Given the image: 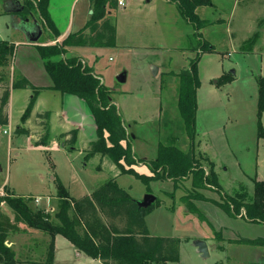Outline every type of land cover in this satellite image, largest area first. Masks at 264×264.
<instances>
[{
  "label": "rangeland",
  "instance_id": "374dc122",
  "mask_svg": "<svg viewBox=\"0 0 264 264\" xmlns=\"http://www.w3.org/2000/svg\"><path fill=\"white\" fill-rule=\"evenodd\" d=\"M19 1L23 5L25 0ZM32 1L34 4L37 2ZM122 1L124 5L111 9L109 15L117 29L115 46L87 48L84 52L89 64L102 75L105 85L115 89L113 94L121 116L126 124L132 125V134L135 132L138 135L136 145L145 146L148 153L153 148L151 144L158 139L159 143L174 142L184 152L189 151L191 140L177 107L178 77L174 78L169 71L187 68L191 58L200 53L194 139L195 155L199 157L196 166L207 172L209 165L205 155L211 159L220 188L208 183L199 191L221 201L224 194L234 193L239 185H245L251 194L255 175L264 179V138L258 136L259 122L264 128V109L259 116L257 85V78L264 77V0H212L211 5L196 9L200 18L205 20L200 29H195V25L182 16L177 6L180 0ZM17 8L13 0H0V33L3 39H22L23 35L15 31L16 24H13L16 19L23 21L22 18L18 13L12 12L10 16L5 13ZM30 14L43 25L38 12L32 9ZM45 35L39 41L45 40ZM199 41L210 44L213 49L203 52V48L197 47ZM20 52L16 55L17 59L22 57ZM14 59L15 56L9 66L0 67V72L7 75L9 82L16 71ZM153 66L165 67L162 77L157 75L159 70L154 73ZM123 72L126 80L120 82L117 76ZM226 74H232L233 78L219 82ZM2 80L0 78L1 93L9 85L7 80ZM56 93L57 90L43 89L40 109L45 105L50 109L56 108L57 104L59 106L54 96ZM24 95L21 89L13 91L8 110L9 125L0 126V197L7 192L31 196L33 200L29 203L33 208H47L53 214L57 209L59 182L70 196L77 198L112 178L119 168L112 162H105L98 169L99 160L96 157L85 158V153L79 148L84 139L90 137L84 130L81 135L85 137L79 138L75 149H61L58 133L62 126L55 122V116L46 143L49 152L36 149L34 139H40L44 131L37 126L35 117L20 121L27 106L24 105ZM24 123H28L33 131L29 142L25 135L15 132V128ZM142 137L143 141H140ZM145 162L144 159H137L131 167L138 172L136 168ZM151 181L146 183L132 173L120 174L116 178L118 185L132 198L142 199L150 192L159 199V205H155L145 218L151 234H176L180 237L181 253L175 264H210L211 258H196L191 251L194 237L201 231H207L206 224L197 215L187 218L184 211L171 212L165 206L174 208L182 194L189 192L191 177L179 180L166 177ZM36 195H40V199ZM6 210L10 211L9 217L14 220L15 212L6 202L1 203L0 223L7 226L8 216L3 213ZM9 223L12 222L9 220ZM240 230L247 232L245 228ZM16 237L19 240L15 246L18 247L19 258L39 259V251L27 254L24 249L19 250V246L27 247L28 243L38 245L40 236L10 235L12 240ZM5 244L10 246L8 238ZM54 244L56 264H87L88 255L77 258L71 250V242L66 238L57 236ZM245 254H250L249 250ZM215 261L213 264L219 263Z\"/></svg>",
  "mask_w": 264,
  "mask_h": 264
},
{
  "label": "trees",
  "instance_id": "16d2710c",
  "mask_svg": "<svg viewBox=\"0 0 264 264\" xmlns=\"http://www.w3.org/2000/svg\"><path fill=\"white\" fill-rule=\"evenodd\" d=\"M49 0H25L18 15L29 18L31 10H35L42 18L44 28L57 35L54 23L48 11ZM92 13L86 26L75 33H70L60 45L59 43L37 45V49L44 59V65L52 78V88L61 93H70L86 101L96 124V138L89 143L85 154L88 159L96 153L107 156L120 170V173H132L149 183L151 180L173 178L179 180L191 177L189 192L181 197L188 209L196 213L200 220L205 216L195 206L193 200H208L199 191L213 183L220 188L216 167L211 159L205 155L209 165L207 172L197 167L198 160L194 151L196 135L197 89L200 79L197 63L200 53L191 58L188 67L180 70L178 77L177 107L183 119L185 131L191 140L190 149L184 152L174 142L169 144L160 142L157 156L147 161L152 175L136 172L131 165L137 158L132 150L130 137L117 106L112 102L113 90L102 83L99 75L92 68L83 66L76 57L54 60L53 57L65 53V46H115L116 29L107 16L108 11L117 7L118 0H91ZM212 0H180L177 6L182 16L194 24L195 29L205 25V20L196 12L197 7L211 5ZM85 30H88L86 33ZM44 42V41H39ZM197 47L204 51L212 50L208 43L198 42ZM196 49L195 47H193ZM15 45L8 40L0 39V67L9 66L14 58ZM1 80H7L3 72ZM232 74L222 76L221 81H230ZM2 80V81H3ZM9 82V79L7 80ZM258 85V113L264 109V77L257 78ZM29 87L32 96L23 111L20 121L25 122L31 115L33 106L41 87L34 86L25 76L15 71L9 85L4 88L0 96V126L8 124L6 105L10 90ZM43 118L41 125L43 135L36 142L45 144L50 132V111L46 110L37 115ZM17 134H26L28 130L18 125ZM75 129L62 133L59 138L63 142L73 145L76 141ZM258 136L264 138V128L259 122ZM200 155V154H199ZM198 155V156H199ZM56 197L57 209L53 214L44 208H33L29 203L31 196H22L7 192L0 197V203L6 202L15 212V221L22 222L30 228L40 230L49 235L46 262L50 263L54 257V238L57 234L69 240L76 249L91 258H97L104 264H166L179 260V245L181 239L174 236L152 235L145 220L148 212L160 201L147 207L138 204L137 199L121 188L115 178H110L96 187L90 195L74 198L69 195L65 186L59 182ZM231 216H241L248 221L264 223V180L253 179L251 194L245 185H239L232 194H224L222 201L213 200ZM16 227V226H15ZM9 229L0 223V264H16L14 250L5 244ZM217 234V232L215 233ZM239 242L252 245L264 244V237L254 239L240 238ZM222 264V263H216Z\"/></svg>",
  "mask_w": 264,
  "mask_h": 264
},
{
  "label": "crops",
  "instance_id": "0c3cea01",
  "mask_svg": "<svg viewBox=\"0 0 264 264\" xmlns=\"http://www.w3.org/2000/svg\"><path fill=\"white\" fill-rule=\"evenodd\" d=\"M146 2L150 0H145ZM123 2V1H122ZM168 2V1H167ZM21 4V3H20ZM22 5V4H21ZM120 4H117V6ZM124 5V2H123ZM122 6V5H121ZM19 7V5H18ZM22 10V9H21ZM92 10V4L91 0H49L48 2V11L50 14V17L54 23L55 29L57 31V35H54L51 30L46 28H43V25L41 21L35 20L32 18V15L30 14V17L28 19H25L23 22L25 23L24 27H21V21L17 20L15 21L16 24L14 26L15 31L18 30L19 33H21L22 39L20 40H12L8 39L10 42H13L15 44V52H14V68L16 72L22 74L25 76L34 86L41 87L39 90L38 96L36 98L35 104L33 106L32 112L30 117H35L37 121V126L39 128H42L41 119L37 116L39 113H42L46 110L50 111V117H49V126L50 129L52 128L53 121H54V116H55V122L58 125L62 126V130L59 131L58 137L62 133L69 132L73 129L77 131L76 133V141L73 145H68L63 142L64 139H68L70 137V134H67L66 137L63 139H58V145L60 146L61 149L64 150H73L76 148V143L79 141L80 137H85L82 134V130L88 132V137L89 139H84L82 142L81 148H79L82 152L86 154L87 150L89 149V143L93 141L96 138V124L94 121V117L92 115V112L86 103V101L76 95L70 94V93H61L57 91L56 95V101L59 103V106L57 104L56 108L50 109V108H42L40 109V102L42 100V90L43 89H50L54 90L52 88L53 81L49 73L47 72L45 65H44V59H42L38 49L37 45H47V44H53V43H60L63 41L70 33H75L80 30H82L85 26L87 21L90 18ZM17 13V11L11 10H6L5 13L9 14L10 16L13 13ZM31 13V12H30ZM111 14V10L108 11V17ZM110 18V17H109ZM111 21V20H110ZM113 24V22L111 21ZM114 25V24H113ZM115 26V25H114ZM116 29V27H115ZM23 30L27 31L25 33ZM40 31L39 38L36 41H31L28 36L34 37L37 35V33ZM87 33L88 30H85ZM45 35V40L44 42H39V39L42 35ZM0 39H3L0 33ZM7 40V39H4ZM116 41H117V29H116ZM98 46H88V45H69L65 47V53H62L60 55H57L53 57L54 60L57 59H65L68 57H77L78 60H80L83 64V66H88L92 68L93 72L97 75H99L102 79V83H104L102 75L96 71L94 66H91L88 62L87 54L84 52V50H87V48H94ZM21 50V52H20ZM20 52V55L22 56L21 59H17L16 55L17 53ZM13 64V61H12ZM154 67V66H153ZM156 67V66H155ZM157 70H159V73L157 75H163L166 70L165 67L158 68L156 67ZM184 69V68H182ZM179 71H169L170 74L173 75V77H177V73ZM168 73V72H167ZM40 79V80H39ZM126 80V79H125ZM41 81V82H40ZM105 84V83H104ZM23 90L24 96H25V104L27 105L29 102V97L30 93L32 92L31 88L26 87V88H19ZM15 89L10 90V96L8 103L6 105V112L8 114V122H9V106L12 103V98H13V91ZM114 92V88L112 89ZM59 94V95H58ZM1 96V92H0ZM114 94L112 93V102L117 106V109L120 113L119 106L117 99L115 100ZM121 114V113H120ZM160 116V115H159ZM158 116V117H159ZM29 117V118H30ZM157 117V118H158ZM28 118V119H29ZM123 119V117H122ZM123 122L127 128V131L131 135V146L132 150L134 152V155L137 159H144L146 160L145 164H143L141 167H137L136 170L139 173H151L150 169L147 166V161L156 158L157 156V150H158V143L159 140L156 139L151 145L153 148L147 153L146 147H141L142 145H136L135 141H137L138 135L134 132L132 134L131 129V124H126L125 120L123 119ZM134 121L133 123H135ZM29 123V122H28ZM28 123H24L23 126L25 129L28 130V133L26 134H17V135H25L27 137L28 142L31 141V138L33 137V131L30 130V127L28 126ZM137 123V122H136ZM21 124V123H20ZM9 125V123L7 124ZM43 132V131H42ZM16 134V133H15ZM15 135V136H17ZM39 138H35L34 141L37 142ZM140 141H143V137L139 138ZM47 143V142H46ZM45 144H38L35 143L33 146L36 149H40L42 151H47L48 150V145ZM138 148L142 150H138ZM196 149V148H195ZM149 150V149H148ZM139 152V153H138ZM92 157H96L99 161L97 163V168H101L102 165L105 162H112L107 156H101V154L96 153L87 160L91 159ZM113 163V162H112ZM114 164V163H113ZM120 170L116 171L115 175L112 176V178H117L119 176ZM256 179L258 180H264L262 179L259 175H255ZM154 182V181H151ZM99 185V184H98ZM98 187V186H97ZM159 189V188H157ZM163 189V188H161ZM93 191V190H92ZM86 192L83 195H80L79 197H82L84 195H90L91 192ZM201 193L206 197L208 200H197L194 199L193 202L195 206L200 210V212L205 216V220H200L202 223L206 224V229L207 231H201V234H198L194 237L191 246L193 249H191L192 252L196 255V258H200L203 260H206L205 258H211L212 262L210 264H213L215 262H220L222 264H264V244L260 245H252V244H247L244 242H239L238 239L240 238H249V239H254L257 237H264V223L262 222H253V221H248L245 218L241 216H231L229 215L226 211H224L219 205H217L213 200L216 201H221L217 200L216 198L209 196L208 194H205L201 191ZM185 195V193L182 194V196ZM40 199V195H36ZM181 196V197H182ZM77 197V198H79ZM57 198V197H56ZM76 198V197H75ZM4 203V202H1ZM0 203V205H1ZM164 203V202H163ZM162 203V204H163ZM165 204V203H164ZM171 212L179 210V211H184L187 215V218H190L191 215L196 216V213H192L188 211L185 203L180 200V202L176 205L174 204V208L168 207L169 205H165ZM172 206V204H171ZM177 206V208H175ZM11 208V207H9ZM47 209V208H46ZM53 209V207H52ZM54 210V209H53ZM6 216H8V220L6 221L7 223V228L9 229L7 238H8V244H10V247L14 250L15 252V259H16V264H56L55 260V255L57 256V252L55 250V244H54V257L52 262L48 263L46 262L47 258V250H48V243L50 240V237L48 234L28 227L22 222H16L13 218L11 219L10 216V211L6 210L3 212ZM147 217V215H146ZM186 218V219H187ZM12 222L11 224L9 223ZM146 220V218H145ZM147 223V220H146ZM17 226L15 227V225ZM148 226V225H147ZM247 226V227H245ZM245 228L247 232H242L240 229ZM149 230V229H148ZM150 232V230H149ZM217 232V234H215ZM15 235V234H26V235H36L40 236L39 241L37 242L38 245L36 244H27V247H21L19 246V250H25L27 254H37V251H39V259H22L18 257V252L16 251L18 247H15L17 244L18 238L20 236H17L15 240H12L10 238V235ZM151 234V233H150ZM152 235H157V234H152ZM57 236H61L60 234H57L54 238V242L57 239ZM161 236H174V237H179L176 234H165ZM6 238V239H7ZM10 238V239H9ZM65 238V237H63ZM180 238V237H179ZM196 240H205L207 245H208V250H209V256L207 257H202L201 254L197 251L196 246L194 245ZM33 242H35L33 240ZM72 244V243H71ZM180 245H179V258H180ZM71 250L74 251L75 255L77 258H81L85 256L83 252L77 251L75 246L72 244ZM249 250L250 254H245V251ZM68 251V250H67ZM86 263L87 264H104L100 259L97 258H91L86 256ZM245 261V262H244ZM177 263V262H175ZM174 262H167L166 264H175ZM203 264H209L208 262H204Z\"/></svg>",
  "mask_w": 264,
  "mask_h": 264
},
{
  "label": "water",
  "instance_id": "95a60500",
  "mask_svg": "<svg viewBox=\"0 0 264 264\" xmlns=\"http://www.w3.org/2000/svg\"><path fill=\"white\" fill-rule=\"evenodd\" d=\"M16 1V3L19 5V7L15 10V11H19L23 8V6L20 4V1L19 0H14ZM90 12L92 13V10H90ZM25 33H27V31L23 30ZM39 35H40V31L37 33L36 36L34 37H31V36H28L29 39L32 41H36L38 38H39ZM155 68V72L156 73V70L157 68L154 66ZM126 79V75L125 73H121L117 76V80L120 81V82H124ZM156 200V195H154L153 193H146L142 199H137V202L140 206L142 207H147L148 205H150L151 203L155 202ZM194 245L196 246L197 248V251L201 254L202 257H207L209 256V250H208V245L206 243L205 240H196Z\"/></svg>",
  "mask_w": 264,
  "mask_h": 264
},
{
  "label": "flooded vegetation",
  "instance_id": "af4514ba",
  "mask_svg": "<svg viewBox=\"0 0 264 264\" xmlns=\"http://www.w3.org/2000/svg\"><path fill=\"white\" fill-rule=\"evenodd\" d=\"M14 1V0H13ZM15 3H16V1H15ZM17 6H18V4H17ZM21 18H22V20L24 21L25 19H28V18H26L25 17V19H24V17H22V16H20ZM23 21H21V27H24L25 26V23L23 22Z\"/></svg>",
  "mask_w": 264,
  "mask_h": 264
},
{
  "label": "built area",
  "instance_id": "2783aa9c",
  "mask_svg": "<svg viewBox=\"0 0 264 264\" xmlns=\"http://www.w3.org/2000/svg\"><path fill=\"white\" fill-rule=\"evenodd\" d=\"M118 4L123 5L122 0H118ZM4 132H6V131L4 130Z\"/></svg>",
  "mask_w": 264,
  "mask_h": 264
}]
</instances>
